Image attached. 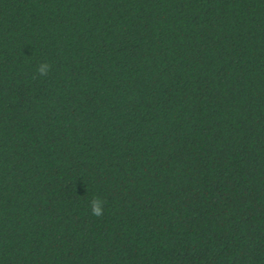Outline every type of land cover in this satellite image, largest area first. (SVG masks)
Listing matches in <instances>:
<instances>
[{
    "label": "trees",
    "instance_id": "16d2710c",
    "mask_svg": "<svg viewBox=\"0 0 264 264\" xmlns=\"http://www.w3.org/2000/svg\"><path fill=\"white\" fill-rule=\"evenodd\" d=\"M0 264H264V0H0Z\"/></svg>",
    "mask_w": 264,
    "mask_h": 264
},
{
    "label": "clouds",
    "instance_id": "9594fccd",
    "mask_svg": "<svg viewBox=\"0 0 264 264\" xmlns=\"http://www.w3.org/2000/svg\"><path fill=\"white\" fill-rule=\"evenodd\" d=\"M51 70V64L47 63L46 61H42L38 64L36 72L40 76H46L48 72ZM103 204L104 201L101 200L99 197H94L90 201V209L91 214L93 216H102L103 215Z\"/></svg>",
    "mask_w": 264,
    "mask_h": 264
}]
</instances>
